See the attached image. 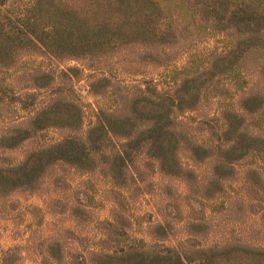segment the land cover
Returning a JSON list of instances; mask_svg holds the SVG:
<instances>
[{"label": "trees", "instance_id": "16d2710c", "mask_svg": "<svg viewBox=\"0 0 264 264\" xmlns=\"http://www.w3.org/2000/svg\"><path fill=\"white\" fill-rule=\"evenodd\" d=\"M189 23L196 34L202 28L228 40L226 46L211 53L208 62L220 80H229L234 86L248 72L264 73V60L250 67L237 61L248 52L264 55V0H0V84L10 86L8 79L14 76H25L27 83L26 90L15 92L13 86L6 91L0 85V104L16 107L17 103L20 109H32L27 126H14L0 135V147L13 148L45 127L71 131L59 141L31 150L16 164L0 161V195L35 190L48 175L46 168L55 162L85 174L103 172L114 183L127 176L139 187L142 179L136 169L147 161L165 174L174 166L193 170L179 159L183 148L191 164L206 167L204 178L193 179L203 183L195 192L198 197L220 196L221 183L228 179L225 169L248 152L264 150V136L247 134L242 116H218L220 108L209 119L171 116L170 111L196 108L195 101L203 93L197 86L201 75L186 78L169 96L151 79L132 78V70L126 72V79L119 78L107 66L127 57L124 52L114 56L121 46L142 45L150 58L152 46L169 34L175 36L177 25L187 28ZM36 53L51 58L85 56L88 61V87L100 102L82 135L75 131L81 116L74 102L62 104L53 98L43 106L26 102L39 91H51L38 66L20 67L23 57ZM257 99V93L247 96L241 108L256 111ZM185 122L205 124L207 129L190 132L191 126ZM173 175L194 189L187 176ZM236 248L208 246L184 252L163 246L145 254L127 241L107 252L103 264H245L249 257L252 264H264V247L250 246L259 251L249 256L233 253Z\"/></svg>", "mask_w": 264, "mask_h": 264}, {"label": "rangeland", "instance_id": "374dc122", "mask_svg": "<svg viewBox=\"0 0 264 264\" xmlns=\"http://www.w3.org/2000/svg\"><path fill=\"white\" fill-rule=\"evenodd\" d=\"M195 29L191 23L187 28L177 25L175 36L169 34L150 48V58L142 45L121 46L114 56L124 52L127 57L107 66L119 78L126 79V72L132 70V78L151 79L169 96L186 78L201 75L197 86L203 93L195 101L196 108L170 111L171 116L209 119L220 108L218 116H242L247 134L264 136V73L248 72L234 86L229 80H220L208 62L213 58L211 53L226 46L228 40L207 34L202 28V33L196 34ZM260 60H264L263 54L248 52L237 61L250 67ZM87 64L85 56L51 58L36 53L23 57L20 67L38 66L39 73L47 76L42 81L51 89L39 91L26 102L31 100L34 106H43L51 98L62 104L74 102L81 116L75 131L82 135L100 102L88 87ZM24 78L8 79L14 92L27 89ZM0 85L10 91V86ZM255 93L256 111L242 109L244 99ZM15 105L0 104V135L14 126H27L32 109ZM185 125L195 133L207 129L205 124ZM70 133L66 127L36 130L13 148L0 147V161L16 164L31 150ZM185 154L180 148L181 163L193 170L174 166L165 174L147 161L136 169L141 173L139 187L127 176L114 183L100 171L85 174L60 162L49 165L48 175L35 190L0 195V264H103L104 255L110 254L107 252L127 241L145 254L163 246L191 252L198 247L232 245L237 247L233 253L249 256L259 251L250 250V246L264 247V150L248 152L234 161L225 169L228 179L221 183V195L206 200L195 193L203 183L193 180L204 178L206 167L191 164ZM173 174L187 176L194 189ZM246 262L252 264L250 257Z\"/></svg>", "mask_w": 264, "mask_h": 264}]
</instances>
